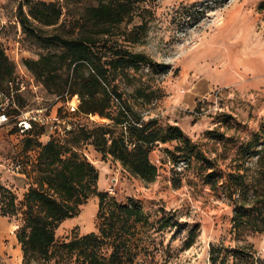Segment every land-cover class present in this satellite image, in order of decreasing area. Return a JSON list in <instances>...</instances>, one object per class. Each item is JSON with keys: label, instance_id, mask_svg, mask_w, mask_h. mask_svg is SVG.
Wrapping results in <instances>:
<instances>
[{"label": "rangeland", "instance_id": "obj_1", "mask_svg": "<svg viewBox=\"0 0 264 264\" xmlns=\"http://www.w3.org/2000/svg\"><path fill=\"white\" fill-rule=\"evenodd\" d=\"M23 1L0 0V17L5 21L0 45L15 66L11 78L0 80V87L8 91L9 81L13 88L24 83L25 89L16 94L22 111H34L29 115L42 111L46 123L38 124L39 135L33 139L43 144L53 138L50 126L56 120L87 130L95 125L111 126L96 114L71 113L67 102L76 95L48 93L23 65L24 59L60 52L23 32L17 19ZM41 1L60 3L66 19L77 18L86 7L96 5L95 0ZM133 1L132 21L114 29L108 42L144 54L152 65L118 75L113 84L136 117L153 120L162 129L178 127L183 140L152 146L149 159L157 176L151 183L131 176L89 142L78 147L79 155L98 172V191L118 202L134 198L149 215L147 225L134 227L129 248L134 258L126 264H211V257L216 258L215 264L223 258L225 264H264V233L243 230L233 234L232 203L238 196L234 193L231 199L222 189L227 174L240 170L245 185H252L262 168L254 153L264 155V1L260 5L252 0ZM241 6L242 13L233 15ZM68 28L66 25L65 30ZM42 31L44 35L55 33L52 28ZM193 87L201 92L189 97ZM136 89L150 100L139 98ZM74 103L79 105L78 97ZM13 128L4 129L8 144L2 154L8 167L20 163L19 172H13L22 174L24 170L26 176L28 171L30 177L26 178L32 184L36 144L32 142L26 150V137ZM253 143L246 157L245 149ZM209 174L213 175L207 182ZM12 189L18 198L23 194L17 187ZM97 208V196L90 197L77 216L57 228V244L97 232ZM164 220L169 222L162 228ZM190 239L192 244L187 247ZM237 248L242 256L233 258L230 251ZM56 260L47 264H56Z\"/></svg>", "mask_w": 264, "mask_h": 264}, {"label": "trees", "instance_id": "obj_2", "mask_svg": "<svg viewBox=\"0 0 264 264\" xmlns=\"http://www.w3.org/2000/svg\"><path fill=\"white\" fill-rule=\"evenodd\" d=\"M95 2L96 5L86 7L77 18L70 19L65 18L58 2L24 0L17 9V19L27 36L47 48L60 50L36 60L24 59L26 69L48 93L76 95L79 99L76 115L96 114L112 124L95 125L91 130L75 125L43 144L33 139L39 135L36 123L22 134L26 137L25 149L34 142L38 150L32 167L33 182L19 198L12 188L0 183V214L16 222L15 235L21 246L23 264H33L37 260L47 264L55 257L56 264H63L64 258L68 261L66 264L132 262L134 255L129 248L134 227L147 225L149 215L134 198L118 202L98 191V172L79 155L78 147L89 142L103 157L110 156L131 176L151 183L157 176V168L149 159L152 146L183 140L178 127L162 129L153 120L145 122L136 117L123 101L117 85L113 84L118 75L127 76L128 71L136 72L143 64L152 65L144 54L108 42L114 29L123 22L132 21L134 1ZM66 25L68 30H65ZM42 28H52L55 33L44 35ZM14 70V64L0 45V80L11 78ZM135 92L139 98L150 100L144 91L136 89ZM13 129L18 133L15 127ZM254 146V143L247 145L246 157ZM254 155L258 156L257 163L262 164V168L252 185H245L244 175L237 170L226 175L222 186L229 198L232 199L234 193L238 196L232 203L231 231L234 235L243 230L264 233V155L260 152ZM25 172L29 178L28 171ZM212 175L205 177L207 182ZM92 196L98 198L97 232L57 244V228L65 220L77 216L79 207ZM168 222L162 221L160 227L167 226ZM191 244L192 239L186 243L187 247ZM211 251L213 253L214 249ZM230 253L233 258L242 256L239 248L231 249ZM215 260L211 257V264H215ZM225 262L223 258L220 264Z\"/></svg>", "mask_w": 264, "mask_h": 264}, {"label": "crops", "instance_id": "obj_3", "mask_svg": "<svg viewBox=\"0 0 264 264\" xmlns=\"http://www.w3.org/2000/svg\"><path fill=\"white\" fill-rule=\"evenodd\" d=\"M263 1L264 0H252L254 3L260 2L259 5ZM242 11L243 6L236 9L233 12V15L237 13L240 14ZM4 24L5 21L0 17V31L3 29ZM184 79H186V77H184ZM193 90L194 92H188L189 97L194 96L196 92H201L198 87H193ZM8 126L10 125L0 127V183L9 188L16 189L17 187L24 192L29 185L26 176L24 174L14 173L11 171L8 167L9 164L6 162V157L2 154V150L8 144L7 131L4 130ZM15 225V221L0 214V264H23L21 246L15 235Z\"/></svg>", "mask_w": 264, "mask_h": 264}, {"label": "built area", "instance_id": "obj_4", "mask_svg": "<svg viewBox=\"0 0 264 264\" xmlns=\"http://www.w3.org/2000/svg\"><path fill=\"white\" fill-rule=\"evenodd\" d=\"M9 90L5 91L0 87V127L12 125L15 127L20 135L31 129L32 123L44 125L45 118L40 116L41 110L35 111V115H29L31 112H23L19 106L16 94L25 89L24 83H16L13 88V82H9ZM77 97L74 96L70 102H67L68 108L71 113H76L78 106L74 103ZM57 124L50 126L52 135L54 137L62 135L64 132L69 131L71 126L69 122L56 120ZM9 169L14 172H19V165H10Z\"/></svg>", "mask_w": 264, "mask_h": 264}]
</instances>
